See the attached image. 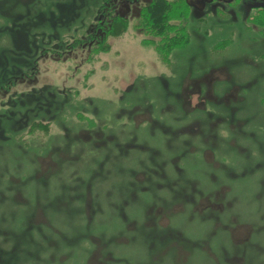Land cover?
I'll return each instance as SVG.
<instances>
[{"label":"rangeland","instance_id":"374dc122","mask_svg":"<svg viewBox=\"0 0 264 264\" xmlns=\"http://www.w3.org/2000/svg\"><path fill=\"white\" fill-rule=\"evenodd\" d=\"M152 1L0 0V264H264L263 18Z\"/></svg>","mask_w":264,"mask_h":264},{"label":"trees","instance_id":"16d2710c","mask_svg":"<svg viewBox=\"0 0 264 264\" xmlns=\"http://www.w3.org/2000/svg\"><path fill=\"white\" fill-rule=\"evenodd\" d=\"M189 11L180 0H153L141 9L138 27L148 36L146 40L155 46L161 57L167 56L171 47L188 41L187 24L176 26L171 20H183Z\"/></svg>","mask_w":264,"mask_h":264},{"label":"flooded vegetation","instance_id":"af4514ba","mask_svg":"<svg viewBox=\"0 0 264 264\" xmlns=\"http://www.w3.org/2000/svg\"><path fill=\"white\" fill-rule=\"evenodd\" d=\"M219 1V0H217ZM215 0H204V2H217ZM228 3V5H231L229 2L234 3L237 2L238 0H222ZM203 3V1H202ZM192 9L191 7H189ZM249 8L251 9L252 12H255L256 16L261 15V20L262 23H259L261 26H264V0H250Z\"/></svg>","mask_w":264,"mask_h":264}]
</instances>
